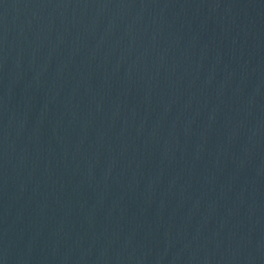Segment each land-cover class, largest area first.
Wrapping results in <instances>:
<instances>
[{
    "label": "water",
    "instance_id": "1",
    "mask_svg": "<svg viewBox=\"0 0 264 264\" xmlns=\"http://www.w3.org/2000/svg\"><path fill=\"white\" fill-rule=\"evenodd\" d=\"M0 264H264V0H0Z\"/></svg>",
    "mask_w": 264,
    "mask_h": 264
}]
</instances>
